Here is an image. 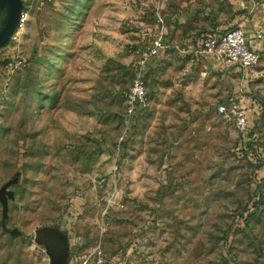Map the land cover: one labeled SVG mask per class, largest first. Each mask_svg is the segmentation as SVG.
Segmentation results:
<instances>
[{
  "label": "rangeland",
  "instance_id": "rangeland-1",
  "mask_svg": "<svg viewBox=\"0 0 264 264\" xmlns=\"http://www.w3.org/2000/svg\"><path fill=\"white\" fill-rule=\"evenodd\" d=\"M22 1L0 50V264H264V0ZM157 12L174 28L131 120ZM236 15L260 60L228 83L183 43ZM230 99L250 137L219 114Z\"/></svg>",
  "mask_w": 264,
  "mask_h": 264
},
{
  "label": "built area",
  "instance_id": "built-area-1",
  "mask_svg": "<svg viewBox=\"0 0 264 264\" xmlns=\"http://www.w3.org/2000/svg\"><path fill=\"white\" fill-rule=\"evenodd\" d=\"M158 34L141 62V68L136 71L132 87L126 94L127 118L134 120L137 115L149 106L145 72L151 62L158 57L161 51L169 48L166 38V16L157 12L155 16ZM14 37V36H13ZM259 40L262 36H257ZM198 57L209 55L218 61L234 66L241 70L243 81L247 79L250 70L259 63L260 55L251 47L248 35L242 27H234L213 35L201 38L198 49L194 52ZM220 115L233 122L240 133H246L249 128V119L246 108L241 102L230 99L227 105L218 107ZM91 264H106V259L101 251L95 253Z\"/></svg>",
  "mask_w": 264,
  "mask_h": 264
},
{
  "label": "crops",
  "instance_id": "crops-1",
  "mask_svg": "<svg viewBox=\"0 0 264 264\" xmlns=\"http://www.w3.org/2000/svg\"><path fill=\"white\" fill-rule=\"evenodd\" d=\"M242 1L243 0H241V1H239V0H229L230 11L232 12V5L234 6V10L237 13H238L239 10L244 8V7H242L244 4L249 6V4H250L249 2L243 3ZM166 19H167V25L169 24V26H170V28L172 30V28H174V26H172L173 25L172 21L169 18H167V16H166ZM243 19H244V17H242L241 15H238V16L236 15L234 17V19H232V16H231V18L229 19L228 22L223 23V24H215V27L211 30L212 34H218L220 32H223V31L227 30V29H231V28L237 27L239 25L238 22L240 23V21L242 23L241 26L242 27L245 26L243 28H246V24L244 22H242ZM154 21L156 23L155 19H154ZM208 35H210V34H208ZM205 36H207V35H205ZM201 38L202 37H188V38H186L184 40L183 44L185 45V49L187 50L186 51L187 54H192V55L194 54L195 57H196V61H198V63H202L203 68L205 70H207L208 72L216 73L217 76L222 77L228 83L229 82L232 83V81H234V79H236V78H238L239 80L243 81V74H242L241 70L236 69L234 66L226 65V64L218 61L217 59H215L212 56L205 55V56H202V57H198L194 53L199 47V43L201 41ZM258 42H261V41H258ZM257 45H258V49H259L261 45L259 43ZM245 103L247 105L248 104H252L253 105L254 101H250L248 99H245ZM62 246H63V243H62Z\"/></svg>",
  "mask_w": 264,
  "mask_h": 264
},
{
  "label": "water",
  "instance_id": "water-1",
  "mask_svg": "<svg viewBox=\"0 0 264 264\" xmlns=\"http://www.w3.org/2000/svg\"><path fill=\"white\" fill-rule=\"evenodd\" d=\"M23 10L22 0H0V50L13 38L20 27ZM0 197L4 199V196L0 195ZM37 241L44 244L42 241Z\"/></svg>",
  "mask_w": 264,
  "mask_h": 264
},
{
  "label": "flooded vegetation",
  "instance_id": "flooded-vegetation-1",
  "mask_svg": "<svg viewBox=\"0 0 264 264\" xmlns=\"http://www.w3.org/2000/svg\"><path fill=\"white\" fill-rule=\"evenodd\" d=\"M39 241L45 243L48 249L58 257V254L62 252V243L58 242L57 239L51 237L48 232L43 233L40 235Z\"/></svg>",
  "mask_w": 264,
  "mask_h": 264
},
{
  "label": "trees",
  "instance_id": "trees-1",
  "mask_svg": "<svg viewBox=\"0 0 264 264\" xmlns=\"http://www.w3.org/2000/svg\"><path fill=\"white\" fill-rule=\"evenodd\" d=\"M247 132H248V130H247ZM247 132L246 133H244V134H247ZM249 133V132H248ZM251 135L250 134H247V137H250ZM254 142V141H253ZM253 142L251 143V144H253ZM243 143V142H242ZM252 146V150H251V152H252V154L250 153V152H248V148H247V146H245L244 145V149H245V151H247V152H245V154H246V157H245V155H244V157L247 159V160H249V161H251V162H254L255 161V163L258 165L257 167H259L260 165L262 166L263 164H258L257 162H256V159H253L254 157H255V155H254V152L258 149V147H256V146H253V145H251ZM258 155V152H256V156ZM259 158H261L260 156H258ZM263 162H264V160H263Z\"/></svg>",
  "mask_w": 264,
  "mask_h": 264
},
{
  "label": "bare ground",
  "instance_id": "bare-ground-1",
  "mask_svg": "<svg viewBox=\"0 0 264 264\" xmlns=\"http://www.w3.org/2000/svg\"><path fill=\"white\" fill-rule=\"evenodd\" d=\"M45 232H47V231L40 232V233L37 235V240H39L40 235H42V234L45 233ZM44 244H45V243H44Z\"/></svg>",
  "mask_w": 264,
  "mask_h": 264
}]
</instances>
